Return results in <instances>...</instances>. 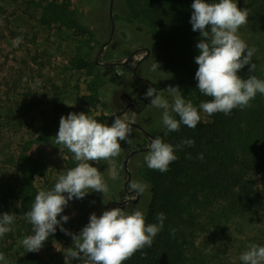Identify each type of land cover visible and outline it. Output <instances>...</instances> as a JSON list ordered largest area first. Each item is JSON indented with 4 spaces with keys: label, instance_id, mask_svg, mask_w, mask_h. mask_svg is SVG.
Listing matches in <instances>:
<instances>
[{
    "label": "rangeland",
    "instance_id": "1",
    "mask_svg": "<svg viewBox=\"0 0 264 264\" xmlns=\"http://www.w3.org/2000/svg\"><path fill=\"white\" fill-rule=\"evenodd\" d=\"M47 1L0 0V214L15 215L11 231L0 237V252L7 264H16L18 254L25 249L21 241L33 229L25 215L17 212L16 202L12 206L1 202L4 192L19 178L16 168L7 161L29 150L32 157L45 164L43 176L34 181L37 192L51 190L58 177L78 163L73 153L56 143L61 116L73 112L105 115L109 125L120 116L131 127L128 141H120V155L89 162L102 173L107 190L70 200L61 213L69 216L67 222L62 221L63 228L78 234L92 213L99 216L114 207L129 212L139 207L145 214L150 199L145 201L127 187L132 180L141 182L139 176L148 169L144 156L136 150L149 149L154 136L164 138L169 130L162 123L163 110L153 107L144 93L149 86L157 85L163 88L157 92L171 103L173 96L165 86L179 80L163 51L156 47V30L142 18L139 7L129 8L126 0H72L68 17L76 21L77 29L42 23L41 10ZM239 35L249 48L256 49L252 57L256 69L251 74L264 80V20H254L249 9L248 21L240 27ZM17 37H22L18 44L14 43ZM76 55L95 60L96 71L88 75L73 70L70 60ZM155 62L159 69L153 71ZM249 67L245 65L238 75L246 79ZM98 85L101 101L94 109L82 98L93 95ZM250 104L230 126V145L240 156L263 167L264 122L260 124L257 116L264 115V95L258 93ZM199 105L194 106L199 110ZM200 114L203 121H208L209 115L202 110ZM172 115L179 120L175 113ZM254 180L264 194V182ZM205 194L209 199L199 195L198 203L202 204L195 218L200 251L212 258L209 264H220L224 257V264H243L239 257L250 244L264 246V214L242 218L230 208L224 218L217 196ZM72 246V237L58 225L35 253L43 264H65L66 259L69 264H81L66 257Z\"/></svg>",
    "mask_w": 264,
    "mask_h": 264
},
{
    "label": "clouds",
    "instance_id": "2",
    "mask_svg": "<svg viewBox=\"0 0 264 264\" xmlns=\"http://www.w3.org/2000/svg\"><path fill=\"white\" fill-rule=\"evenodd\" d=\"M191 8L192 30L200 33L199 54L195 57L198 65L196 88L211 99L202 101L198 110L191 100L185 99L178 87L167 88L173 96L170 103L149 86L144 97L150 99L153 107L163 110L162 123L170 132L178 131L181 124L195 128L201 120L200 110L209 116L216 113L228 115L233 109L250 107L258 93L264 95V80L251 74L256 69L252 62L256 49L249 48L239 35L240 27L248 21L249 9L238 8L235 0H219L217 3L194 0ZM21 39L17 37L14 43L18 44ZM245 65H250L246 79L238 75ZM157 69L159 64L155 62L152 70ZM172 113L179 116V120ZM130 133L131 127L120 116H115L111 125L98 122L84 112L61 116L56 143L73 153L78 163L61 174L51 190L39 191L31 210L25 213V219L33 226L32 234L21 241L27 252H38L58 225L73 240L66 257L78 259L81 264H124L137 251L151 247L164 226V213L156 215L159 223H146L145 214L139 207L131 212L114 207L99 216L92 213L78 234L70 233L62 224V221L69 220V216H61V213L70 200L83 199L89 192L104 193L107 190L102 173L89 162L99 163L119 156L122 150L120 141H128ZM182 144L192 146L194 141L188 139ZM177 147L180 146L167 143L160 137L152 139L144 156L148 168L167 172L169 165L177 160ZM199 158L202 159L203 154ZM127 187L130 192L142 195L149 186L132 180ZM14 220L13 213L0 214V237L11 231ZM239 259L243 264H264V246L250 244ZM0 261L7 264L2 252ZM65 264H69L68 259Z\"/></svg>",
    "mask_w": 264,
    "mask_h": 264
},
{
    "label": "trees",
    "instance_id": "3",
    "mask_svg": "<svg viewBox=\"0 0 264 264\" xmlns=\"http://www.w3.org/2000/svg\"><path fill=\"white\" fill-rule=\"evenodd\" d=\"M129 8H140L142 18L149 20L156 30V47L163 51L164 58L171 69L176 72L178 81L166 85L178 87L187 100L193 105L208 101L211 98L203 95L196 88L195 73L198 65L195 57L199 54L197 44L199 31H193L190 23L191 5L194 0H126ZM48 2V1H47ZM72 0H49L41 10V22L71 26L78 29L76 21L68 17ZM217 3L219 0H206ZM238 8L246 5L254 20H264V0H235ZM261 18V19H260ZM75 71H83L88 75L94 73L98 63L87 55H76L70 60ZM93 89V95L82 98L84 104L96 108L100 103V85ZM155 89L163 88L154 86ZM107 92V90H106ZM242 109H233L228 115L216 113L202 119L195 128L181 124L178 131L160 137L165 142L177 147V160L169 165L167 172L145 169L146 174L139 176L148 189L139 195L149 201L146 207V223H159L158 213H164L166 219L162 230L154 238L151 247L137 251L124 264H209L211 257L200 251L197 238L196 210L199 195H215L221 202L220 212L225 218L226 211L231 208L240 217L264 214V194L257 188L254 179L264 182V166L255 160L241 156L231 147L230 126L241 114ZM255 113H257L255 111ZM254 113V116H257ZM264 114V111L261 112ZM260 124L264 122L257 116ZM98 122L108 123L105 115L94 116ZM158 136H154L156 138ZM191 139L192 146L182 144ZM149 149L136 150L138 155L145 156ZM203 158L200 159V155ZM190 155L191 158H188ZM19 173L18 183L8 188L1 197V202L12 206L17 203L16 210L21 215L31 210L38 193L35 178L43 176L45 164L29 154L25 149L8 161ZM204 201V203L206 202ZM146 204V203H142ZM220 228H224L223 221ZM220 259V264H224ZM16 264H43L35 252L24 249L18 254ZM227 264V263H226Z\"/></svg>",
    "mask_w": 264,
    "mask_h": 264
}]
</instances>
